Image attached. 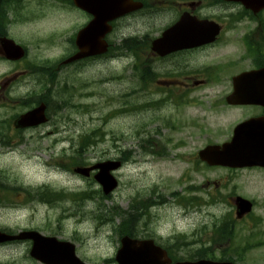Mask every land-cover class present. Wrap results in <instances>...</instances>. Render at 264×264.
Listing matches in <instances>:
<instances>
[{
  "label": "rangeland",
  "instance_id": "rangeland-1",
  "mask_svg": "<svg viewBox=\"0 0 264 264\" xmlns=\"http://www.w3.org/2000/svg\"><path fill=\"white\" fill-rule=\"evenodd\" d=\"M57 18V22H54L52 15L44 16L38 22L11 18L13 20L8 27V32L11 37L21 39L20 41L26 43L28 53L17 64L0 59V81L16 70H25L26 65L40 66L45 62L52 64L60 58L61 50H53L45 41L40 42L51 32L54 24L57 30L66 29L65 36H69L71 25L62 24L61 19L58 16ZM84 21L82 20V22ZM121 72L122 65L119 62L103 60V63H88L82 69L83 87H79L81 83L78 80L76 84H73L74 89L69 95L70 102L80 106V109L76 110L78 113H75L74 109L66 108L61 112L64 113L63 117L55 118L54 125L36 130L29 129L21 135L16 134L13 129L9 133L11 138L17 140V135L23 137V141L11 147L0 144V182L5 183L9 188L21 186L34 191L39 187L47 186L50 190L62 193L85 191L95 197L92 200L77 202L70 198L62 199L63 202L48 203L46 207L37 203L34 206L27 201H23L20 205L18 200L17 203L8 205L9 207L20 205L19 208L26 209L35 207L37 209H56L57 213H48L50 217L53 214H64L67 236L76 235L80 243L79 255L92 264H98L104 259L110 258L118 246L117 226L121 218L111 214L112 207L118 206L127 210L130 201L136 197H150L152 201L160 203L150 213L152 220L149 222V228L160 235L162 242L177 234L186 235L187 242L204 241L206 238L200 233L202 232L201 228L206 225L207 232L211 234V225L229 212L231 206L224 200L234 190L237 191V194L253 197L257 202V212H264V177L260 174H247L231 178V182L225 186L216 187L212 183L206 184L201 191H195L194 194L205 200H209L211 195L220 199L210 206L202 208L184 207L170 195L171 192H178L182 194L181 196L189 195L185 188L191 184L199 185V181L203 177L209 178L211 181L224 178L225 173L221 170H205L200 172V178L195 176V179L192 180L189 174L190 164L182 160V157L187 159L193 150L199 149V146L209 140L223 139L227 132L228 122L239 114L231 115L228 112L219 113L217 111L212 113L210 105L216 100V97L222 96L229 89L198 90L194 92L193 101L188 105L184 104L187 106L185 109L181 106L175 108L173 104L163 108L162 117L173 115L178 122L192 117L195 125L178 126L180 130L173 134L163 130L162 134L166 137L164 140H168V137L171 136L174 143L183 141L184 144L179 150L168 145L169 159L154 160L138 151L140 135L137 130L141 120L149 115L150 105L145 108L147 109L145 112L134 113L131 111L132 105L143 109L141 106L142 93L134 83V79L131 78L130 83L127 84L122 78ZM25 73L27 75L24 78L21 76L16 81L12 80L7 89H0V119L7 120L17 111L22 112L26 107L22 105L26 96L34 97L42 90V85L36 82L35 77L31 76L29 71H25ZM94 75H110L115 78V83L110 86L99 85L98 78L97 93L92 96L96 88L93 85ZM60 85L61 80L58 79L54 88H58ZM122 105H125L128 113L119 114ZM130 111L131 113H129ZM50 128H56L58 132L48 134ZM93 131L95 134L90 137ZM84 139L89 142L92 139L94 141L91 143L93 145L89 144L87 148H84L85 161L94 163L105 160L109 157L108 155L113 156L119 148L124 147L131 150L135 159V162L127 164L115 173L119 184L108 200H101L97 197L100 195L99 193H93L100 188L92 178L79 177L73 172H64L56 167L57 164H64L66 159L63 155H70L80 142L83 144ZM48 164L55 166L47 167ZM16 191V193L19 192L18 196L21 195L20 198L24 197L23 191ZM8 206L1 205V208ZM8 213L11 219L22 222L26 216L20 217V215H27L29 212ZM97 214L111 215L113 220L98 219ZM238 230L242 231L243 228L239 226L237 229V238L240 236ZM16 260L18 264H24L21 254H17ZM244 262L264 264V245L250 250L246 254Z\"/></svg>",
  "mask_w": 264,
  "mask_h": 264
},
{
  "label": "flooded vegetation",
  "instance_id": "flooded-vegetation-1",
  "mask_svg": "<svg viewBox=\"0 0 264 264\" xmlns=\"http://www.w3.org/2000/svg\"><path fill=\"white\" fill-rule=\"evenodd\" d=\"M121 1L92 0L91 6L94 8V14H91L78 6L76 0H0V36H9L8 27L11 24H7L5 28L1 25L8 17L38 22L44 16L52 15L54 22H57L58 16L62 24L71 25L69 36H65L66 29L57 30L54 24L51 32L40 42L45 41L53 50H61L60 57L63 60L77 51L76 36L94 18V15L107 16L109 12V15L113 16L122 10L110 21L103 25H97L93 34L96 37L99 30H108L104 38L113 47L111 49L112 59L122 65V78L127 84L130 83L131 78L134 79V83L142 93L141 104L144 105V108L151 104L147 116L149 122L145 123L147 128L142 132L147 138L140 150L142 154L148 155L151 159L159 160L161 146L158 143L168 141L163 139L165 136L162 134L163 130L173 134L175 131H179L178 126L195 125L192 117L178 122L175 117L171 116V121L176 122L163 121V108L173 103L185 109L186 105L193 101L194 92L198 90L227 88L232 91L236 86L233 82L236 75L264 67V7L254 12L244 8L239 2L227 0ZM120 4H122L121 7H119ZM1 8L4 9L2 16ZM82 20L85 21L82 22ZM120 50H123V54ZM95 59L99 58L90 57L61 67L56 65L48 71V79H56L60 76L63 83L76 82L82 74V63L89 60L95 61ZM17 78L18 75L15 74L11 77V81ZM11 81L0 82L1 89H7ZM114 83L115 78L111 77L108 84L113 85ZM48 84L50 83L48 82ZM226 93L216 97V100L211 103V112H228L229 114L237 112L239 115L235 118L238 119L233 118L228 122L227 132L225 135L223 134V139L209 140L202 147L226 143L230 140L232 129L236 124L251 119L249 125L252 131L251 147L258 154L257 164L240 168L210 166L199 160L197 150L187 158L192 180L195 179V176L200 178L199 174L205 170H221L225 173L223 179L218 178L213 181L215 185L226 184L231 182V178L247 174H260L264 177V165H262L264 161L259 156L264 153V105L259 103L230 104L227 102ZM48 103L50 107L52 104ZM52 108L56 109L54 106ZM153 111L157 113L155 117H153ZM125 112V105H122L120 114H125ZM163 123L166 127L162 125ZM56 132L57 129H52L48 133ZM153 136L155 139L152 138ZM147 142L155 145L154 151H146ZM181 147L183 145L178 144L174 146V149L179 150ZM199 182L204 186L210 184V179L203 177ZM235 195L233 193L227 196L232 208L231 213H234L232 200ZM241 195L246 197L244 194ZM250 200L253 204L255 203L253 199ZM148 201L150 209L156 207L154 203H151V200ZM208 203H210L209 200L198 198L193 200L191 206L202 208L210 206ZM37 204L46 207L48 202L40 200ZM257 209L252 210L253 214L257 212ZM24 211L29 213L20 215V217L26 216L22 222L11 219L8 213ZM49 212L57 213L58 211L51 210V208L37 209L36 207L29 209L0 208V233L14 237L23 232H34L44 237L55 238L54 241L57 242L44 248L51 256V261H41L30 253L33 246L31 238H13L6 241L0 239V264H18L17 260L15 261L17 254H21L24 264H63V257L59 256H66L67 250L66 246L61 245L60 242L67 240L74 243L75 254L83 259L78 253L80 243L76 235L67 236L65 215L59 213V215L53 214L50 217ZM251 216L252 214L244 215L241 219H237L236 223L242 222L249 225ZM128 223L132 229L134 220L131 219ZM140 238L152 239L160 246L163 244L159 241L160 237L152 231L144 230ZM261 239H264V232L261 234ZM195 245H198L197 248L200 247V242L191 243V247ZM85 261L90 263L88 260ZM100 264H115V261L110 257L104 259Z\"/></svg>",
  "mask_w": 264,
  "mask_h": 264
},
{
  "label": "water",
  "instance_id": "water-1",
  "mask_svg": "<svg viewBox=\"0 0 264 264\" xmlns=\"http://www.w3.org/2000/svg\"><path fill=\"white\" fill-rule=\"evenodd\" d=\"M242 2L246 7H256L257 5H264V0H235ZM83 7L86 8L87 11L92 12L93 8L86 6L83 4ZM102 20V19H97ZM102 43H99V47H101ZM88 48V47H87ZM104 46L99 48V51L104 50ZM89 53L92 52L91 48H88ZM0 53H2L5 57L9 59H17L23 55V50L20 46L14 45V43L10 40L1 39L0 40ZM85 54V53H84ZM81 56V55H80ZM258 76L260 79H264V71L253 73H248L247 76L239 77L238 80L245 81H255ZM238 86L234 89V93L228 98H237L239 101L241 99L246 98H262L264 99V84L256 86ZM236 99V100H237ZM237 100V101H238ZM249 101V100H248ZM252 102V100L250 101ZM242 103H247L246 101H242ZM44 115V105H40L27 113L21 115L15 122L16 127H27L39 124L45 121ZM244 125L237 127L234 131V136L230 143L221 147V151L216 150L218 147H207L203 151L200 152V156L202 159L206 160L210 164H228L232 166H242V165H251L255 163V153L252 150L251 143L245 141L243 137L248 138V133L246 129H242ZM98 166L100 171L94 175V178L102 185L104 193H109L116 185V180L110 175V171L117 168L119 163H111L106 162L100 165L92 166L91 168H77L76 171L82 174H88L90 169ZM237 207V216H242L245 212L250 210V203L241 197H237L236 200ZM31 235H34L32 233ZM39 236V235H38ZM36 235V237H38ZM32 238L34 236H31ZM7 237H4V239ZM47 239H43L42 237L34 238V244L31 249V255L41 259L48 261L50 259V255L44 250L45 247L50 246ZM68 252L67 256L64 257V264H83L78 261L77 258L74 257L72 246L67 244ZM155 247L151 241H139L133 240L128 237H123L121 239V247L117 252L116 259L119 264H168V261L165 263L159 262H151L146 259L149 256V253ZM160 249V248H159ZM150 262V263H149ZM175 264H234L230 262H214V261H206L201 260L198 262H178Z\"/></svg>",
  "mask_w": 264,
  "mask_h": 264
},
{
  "label": "trees",
  "instance_id": "trees-1",
  "mask_svg": "<svg viewBox=\"0 0 264 264\" xmlns=\"http://www.w3.org/2000/svg\"><path fill=\"white\" fill-rule=\"evenodd\" d=\"M6 138H7V136H4L3 133L0 131V139H1L3 142H5ZM82 194L85 195L86 192H82ZM126 224H127L129 227H127V228L125 229L124 226H122V228H120V232H119L120 234H119V235H122V234H124V233H132V231H130V230H131V226L129 225L128 222H126ZM210 255H212V257H214V256H213V253H212V249H211V251H210ZM228 258H229V257H228Z\"/></svg>",
  "mask_w": 264,
  "mask_h": 264
}]
</instances>
